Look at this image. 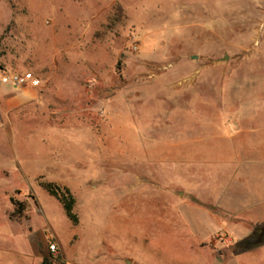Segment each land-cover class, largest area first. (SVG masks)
I'll return each mask as SVG.
<instances>
[{
    "label": "rangeland",
    "instance_id": "obj_1",
    "mask_svg": "<svg viewBox=\"0 0 264 264\" xmlns=\"http://www.w3.org/2000/svg\"><path fill=\"white\" fill-rule=\"evenodd\" d=\"M24 71L38 88L0 83V264L50 240L75 264H264V0H0V77Z\"/></svg>",
    "mask_w": 264,
    "mask_h": 264
},
{
    "label": "built area",
    "instance_id": "obj_2",
    "mask_svg": "<svg viewBox=\"0 0 264 264\" xmlns=\"http://www.w3.org/2000/svg\"><path fill=\"white\" fill-rule=\"evenodd\" d=\"M0 83L13 88H38L41 81L33 72L24 71L13 73L4 72L0 77ZM45 259L46 264H75L66 259L64 254L60 251L57 243L52 240L48 242Z\"/></svg>",
    "mask_w": 264,
    "mask_h": 264
},
{
    "label": "trees",
    "instance_id": "obj_3",
    "mask_svg": "<svg viewBox=\"0 0 264 264\" xmlns=\"http://www.w3.org/2000/svg\"><path fill=\"white\" fill-rule=\"evenodd\" d=\"M43 187L63 205L69 218L75 222L76 216L73 213L75 198L70 190L65 186L53 182L44 183ZM10 202L12 204V210L9 213V217L16 220L25 218L26 203L24 201H17L12 197L10 198ZM40 264H46V259L44 258Z\"/></svg>",
    "mask_w": 264,
    "mask_h": 264
},
{
    "label": "crops",
    "instance_id": "obj_4",
    "mask_svg": "<svg viewBox=\"0 0 264 264\" xmlns=\"http://www.w3.org/2000/svg\"><path fill=\"white\" fill-rule=\"evenodd\" d=\"M15 89V88H14ZM47 252V251H46ZM46 252H44L41 256L38 255V258H37V264H40L42 262V260L45 258L46 256ZM249 261V259H248Z\"/></svg>",
    "mask_w": 264,
    "mask_h": 264
}]
</instances>
